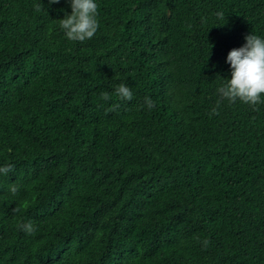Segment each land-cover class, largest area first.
<instances>
[{
    "label": "trees",
    "instance_id": "trees-1",
    "mask_svg": "<svg viewBox=\"0 0 264 264\" xmlns=\"http://www.w3.org/2000/svg\"><path fill=\"white\" fill-rule=\"evenodd\" d=\"M95 2L0 0V264H264V103L217 93L264 0Z\"/></svg>",
    "mask_w": 264,
    "mask_h": 264
},
{
    "label": "clouds",
    "instance_id": "clouds-1",
    "mask_svg": "<svg viewBox=\"0 0 264 264\" xmlns=\"http://www.w3.org/2000/svg\"><path fill=\"white\" fill-rule=\"evenodd\" d=\"M59 0H49V3H58ZM72 12L60 19V28L70 41L84 42L94 37L99 29L98 5L95 0H71ZM41 10L37 6V11ZM221 18L223 13H217ZM246 44L238 49L231 50L227 55V63L232 68L231 79L226 84L217 88V93L221 99H227L230 103L240 101L244 104L255 106L264 103V38L251 34L245 37ZM115 95L122 100L131 101L133 93L130 87L120 84L115 89ZM100 99L105 102L111 99L107 92L101 93ZM145 105L149 110L155 107L154 101L150 97H145ZM219 105V101L217 102ZM217 108H213L211 115H218ZM13 169L12 165L0 168V173L8 174ZM12 194L17 192V188H10ZM18 211V209H17ZM23 230L31 235L35 228L31 222L22 225ZM210 244L208 239L202 241V245L207 248Z\"/></svg>",
    "mask_w": 264,
    "mask_h": 264
}]
</instances>
